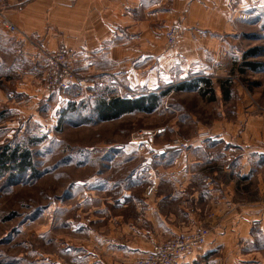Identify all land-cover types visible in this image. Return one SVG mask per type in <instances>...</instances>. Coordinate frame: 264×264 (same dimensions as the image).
<instances>
[{
  "label": "crops",
  "instance_id": "1",
  "mask_svg": "<svg viewBox=\"0 0 264 264\" xmlns=\"http://www.w3.org/2000/svg\"><path fill=\"white\" fill-rule=\"evenodd\" d=\"M262 10L264 0H28L7 5L4 16L19 34L0 27V38L6 39L0 46L9 51L10 42L19 44L29 70L16 93L30 101H58L42 83L48 64L38 50L63 46L75 73L86 79L85 91L110 86L113 94L145 95L196 83L195 91L177 94L198 95L208 80L210 103H230L229 112L221 111L208 125L195 123L187 151L164 149L165 136L157 141L155 155L137 154L128 144L100 149L95 158L92 149H84L80 165L89 174L70 184L67 202L76 200L65 206L67 227L80 235L73 244L83 257L76 262L126 264L200 227L209 230L206 244L179 264H241L244 255L264 248V115L245 106L246 97L221 76L235 74L243 55L230 42L231 27ZM173 26L181 34L167 49L164 33ZM152 182L158 194L146 200ZM207 210L215 215L209 222L203 217ZM223 252L226 258L218 256Z\"/></svg>",
  "mask_w": 264,
  "mask_h": 264
},
{
  "label": "rangeland",
  "instance_id": "2",
  "mask_svg": "<svg viewBox=\"0 0 264 264\" xmlns=\"http://www.w3.org/2000/svg\"><path fill=\"white\" fill-rule=\"evenodd\" d=\"M17 2L21 1L14 3ZM231 32L230 42L240 53L259 49L258 56L249 60L258 63L259 70L241 73V60L235 64V74L222 73L221 76L230 80L242 97H246L245 106L264 115V10L259 16L244 20L242 25L232 26ZM3 40L6 39L0 38ZM36 47L39 46L36 44ZM20 55V46L15 42H10L9 51L0 46V64L3 62V66L0 65V99L2 93L7 95V101L0 100V146L23 141L33 153L35 169L34 175L0 178V264H81L75 260L83 257V253L73 244L80 235L67 227L65 206L76 200L67 202L70 184L89 174L80 165L84 149H92L95 158L100 149L127 145L132 133L157 129H165V132L155 139V145L164 136L168 140L163 144L173 140L187 143L195 123L200 121L208 125L221 111L229 112L230 103H210L208 98L192 93H171L162 99L160 108L153 114L127 115L100 123L92 121L93 116L88 113L91 106L85 105L87 101H80L90 95L84 88L66 92L67 101H61V95L56 94L58 101H30L27 95L17 94V84L29 70ZM47 75L48 69L42 83ZM103 89L112 93L110 86ZM123 95L134 97L127 92ZM71 103H80L81 111H71L64 116L62 111ZM164 107L181 111H164ZM157 194L154 192L150 198L144 194V198L152 200ZM203 217L209 222L215 215L207 210ZM218 256L226 258L227 252ZM241 260V264H264V248L244 255Z\"/></svg>",
  "mask_w": 264,
  "mask_h": 264
},
{
  "label": "built area",
  "instance_id": "3",
  "mask_svg": "<svg viewBox=\"0 0 264 264\" xmlns=\"http://www.w3.org/2000/svg\"><path fill=\"white\" fill-rule=\"evenodd\" d=\"M15 1L28 0H0V27L11 35L19 34L17 28L8 22L4 16L7 5ZM73 2L75 0H68ZM180 27H170L164 33L165 47L171 49L176 46L180 36ZM48 64V75L44 79V87L50 94L61 95V101H67L66 92L70 89H83L86 87V80L80 79L74 72L70 56L65 47H59L54 51L44 49L38 50ZM82 78V77H81ZM134 97L140 96L136 92H127ZM165 129L155 131H137L132 133L127 144L132 147L137 154L155 155L159 152L156 149L155 139L164 134ZM207 137V135H199ZM164 149L175 151H187L189 144L180 140H173L163 145ZM154 192H158V186L152 182L145 190V197H152ZM209 236V230L198 228L192 231L181 232L170 239L158 244L154 249L146 254H139L128 258L126 264H179L180 259L189 256L198 248L204 246Z\"/></svg>",
  "mask_w": 264,
  "mask_h": 264
},
{
  "label": "trees",
  "instance_id": "4",
  "mask_svg": "<svg viewBox=\"0 0 264 264\" xmlns=\"http://www.w3.org/2000/svg\"><path fill=\"white\" fill-rule=\"evenodd\" d=\"M259 49L253 48L242 55V63L240 65L241 73L245 71L255 72L259 70V64L250 62L249 60L257 57ZM191 86H177L171 90L162 91L156 94H145L137 97H124L123 94H113L103 88L88 90L89 97L84 100L78 99L77 101H87L85 105L91 106L88 111L93 116L92 121L100 123L116 121L124 116L133 114L150 115L156 112L161 104L162 99L167 97L171 92H193L196 90L198 84L189 83ZM76 91H79L76 89ZM228 92V91H227ZM200 97L210 96L209 101L213 102V89L210 81H205L197 91ZM94 94V95H93ZM76 101V100H75ZM74 101V102H75ZM91 103V104H90ZM80 103H71L62 111L64 116L71 111H81ZM90 120V119H89ZM34 161L33 153L27 145L21 141L19 143H6L0 146V178L5 176H22L26 174L34 175Z\"/></svg>",
  "mask_w": 264,
  "mask_h": 264
}]
</instances>
